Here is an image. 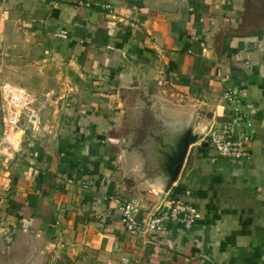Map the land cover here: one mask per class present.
Segmentation results:
<instances>
[{
    "label": "crops",
    "instance_id": "0c3cea01",
    "mask_svg": "<svg viewBox=\"0 0 264 264\" xmlns=\"http://www.w3.org/2000/svg\"><path fill=\"white\" fill-rule=\"evenodd\" d=\"M6 9L34 50L24 75L42 80L51 48L72 105L52 117L53 101L26 111L33 122L23 120L17 150L5 155L0 264H264V33L251 32L264 0H0V16ZM226 87L253 122L250 158L196 145L176 196L189 189L200 220L128 234L110 198L135 203L138 219L156 202L112 145L134 122V95L198 106V120L213 124L229 111Z\"/></svg>",
    "mask_w": 264,
    "mask_h": 264
},
{
    "label": "water",
    "instance_id": "95a60500",
    "mask_svg": "<svg viewBox=\"0 0 264 264\" xmlns=\"http://www.w3.org/2000/svg\"><path fill=\"white\" fill-rule=\"evenodd\" d=\"M251 32L264 33V15L262 25ZM146 93L134 95V122L112 143L123 154L135 182L155 196L145 224L168 191L187 174L197 143L212 125L210 120H198V106L181 107L154 92Z\"/></svg>",
    "mask_w": 264,
    "mask_h": 264
},
{
    "label": "built area",
    "instance_id": "2783aa9c",
    "mask_svg": "<svg viewBox=\"0 0 264 264\" xmlns=\"http://www.w3.org/2000/svg\"><path fill=\"white\" fill-rule=\"evenodd\" d=\"M85 8H99L110 10L108 5L98 3H83ZM221 82H224L222 79ZM6 108V124L9 127L16 126L21 110L28 106L31 96L27 92L15 88L8 83L1 86ZM221 99L229 106L225 119L213 123L203 142L214 150L217 156L232 160H248L250 158V145L253 141L254 125L240 108L239 97L229 88H223ZM29 116L27 120H31ZM35 121V120H34ZM177 189V183L174 185ZM175 192V191H174ZM170 191L161 202L155 213L145 224L144 219L137 218V206L131 201H125L117 196H112L110 202L120 216L121 224L128 234L132 236L158 235L163 233L170 224H177L185 230H190L200 220L201 215L194 205L187 199L190 196L189 189H183V196L177 197L176 192Z\"/></svg>",
    "mask_w": 264,
    "mask_h": 264
},
{
    "label": "rangeland",
    "instance_id": "374dc122",
    "mask_svg": "<svg viewBox=\"0 0 264 264\" xmlns=\"http://www.w3.org/2000/svg\"><path fill=\"white\" fill-rule=\"evenodd\" d=\"M8 10L10 9H6L5 11L7 12L0 16V172L6 171L5 155H12L17 150V146H19L18 138L21 137L22 132L24 133L22 123L24 119H27L26 111L35 114L34 110L46 108L47 104L53 101L54 111H50L52 117L54 114L58 115L64 109L65 102L68 109L72 105V101L67 97L66 93L68 81L66 83L64 81L65 76L62 75L66 71H64V67L61 68L59 66V59L50 54L51 48L45 49L44 52L42 80L29 79V77L24 75L25 70L23 69L26 67L29 70L32 69L31 63H33L35 58L32 53L34 50L31 47H25V44L23 45L22 39L25 40V36L20 34V17L18 13L12 11L9 14ZM21 70H23V74ZM7 81L15 88L28 93L32 92L30 93L31 105L28 104L29 110L28 106L24 107L18 116L17 125L12 127L6 124V108L1 92L2 83ZM61 83L64 85H61ZM62 86H65L63 91L59 89ZM51 89H55L54 94L50 93ZM46 119L48 121H41L38 134H41L40 132L45 124H51L49 117H46Z\"/></svg>",
    "mask_w": 264,
    "mask_h": 264
},
{
    "label": "trees",
    "instance_id": "16d2710c",
    "mask_svg": "<svg viewBox=\"0 0 264 264\" xmlns=\"http://www.w3.org/2000/svg\"><path fill=\"white\" fill-rule=\"evenodd\" d=\"M179 191H180V189L178 190V188L176 189V193L178 194L179 193Z\"/></svg>",
    "mask_w": 264,
    "mask_h": 264
}]
</instances>
